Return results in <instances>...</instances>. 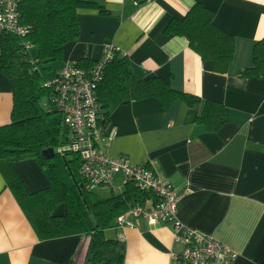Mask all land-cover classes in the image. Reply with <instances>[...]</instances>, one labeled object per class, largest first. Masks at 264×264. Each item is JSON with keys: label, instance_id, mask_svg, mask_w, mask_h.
<instances>
[{"label": "crops", "instance_id": "obj_1", "mask_svg": "<svg viewBox=\"0 0 264 264\" xmlns=\"http://www.w3.org/2000/svg\"><path fill=\"white\" fill-rule=\"evenodd\" d=\"M98 1L110 13L78 8L79 35L64 44L62 58L51 62L44 76L52 77L67 60L98 59L110 42L127 55L137 78L158 76L174 89L221 102L229 119L219 130L208 131L195 121L202 103L177 100L164 108L157 97L128 99L109 108L112 130L101 144L107 155L152 165L178 191L186 189L178 219L234 249V264H264V77L238 74L252 65L253 45L264 38V0ZM196 2L211 9L214 24L234 37L233 58L224 73L202 59L185 36L165 32L172 18H182ZM12 106L11 82L0 68V125L11 121ZM14 169L29 192L50 184L34 159L16 161ZM124 187L118 177L113 186L91 191L106 198ZM54 212L64 213L65 205ZM130 218L133 226L104 230L105 237L123 243V264H183L170 255L181 248L170 223ZM88 243L82 234L39 239L0 173V264H64L69 259L83 264Z\"/></svg>", "mask_w": 264, "mask_h": 264}, {"label": "trees", "instance_id": "obj_2", "mask_svg": "<svg viewBox=\"0 0 264 264\" xmlns=\"http://www.w3.org/2000/svg\"><path fill=\"white\" fill-rule=\"evenodd\" d=\"M18 7L26 34L0 33V68L10 79L13 94L11 121L0 125V173L5 186L39 239L87 235L89 243L83 264H123V243L105 237L104 230L115 226L117 216L133 204L155 203L157 196L131 181L125 183L122 192L106 198H97L85 187L77 157L58 150L67 144L69 129L61 111L47 102L52 90L45 84L47 78L39 67L42 64L49 69L51 62L62 58L64 44L78 37V8H96L100 14L110 12L98 0H19ZM213 19L214 12L196 2L182 18H172L165 32L185 36L202 59L211 60L213 69L224 73L233 58L234 37L216 26ZM23 42H29L30 46ZM93 62L86 58L77 60L83 66ZM238 74L264 77V38L253 45L252 65ZM95 90L105 125L109 124V108L128 99L147 97H157L164 108L177 100L189 106L202 103L195 121L208 131L219 130L229 119L228 109L219 101L202 100L195 94L174 89L158 76L137 78L127 55L119 52L105 66ZM50 149L53 155H47ZM24 159L38 163L49 180L48 186L33 192L26 189L14 169V163ZM61 203L65 212L57 214L54 210ZM64 264L77 263L69 259Z\"/></svg>", "mask_w": 264, "mask_h": 264}, {"label": "built area", "instance_id": "obj_3", "mask_svg": "<svg viewBox=\"0 0 264 264\" xmlns=\"http://www.w3.org/2000/svg\"><path fill=\"white\" fill-rule=\"evenodd\" d=\"M19 0H0V33L24 36L26 26L19 19ZM29 47V42H23ZM119 52L112 43H107L103 54L92 64L83 66L77 60H67L45 84L52 90L51 105L63 114L69 129L68 142L58 150L69 152L79 160L78 171L87 189L98 186H113L116 178L123 183L131 181L139 189L152 191L157 201L150 206L133 204L115 219V225L133 226L130 218L143 216L149 223L159 221L171 224L173 240L179 250H172V259L183 264H234L238 253L210 234L184 225L177 217L182 194L171 180L158 173L149 164L133 163L126 155L109 156L101 142L109 137L111 125L103 122L97 101L96 84L104 68ZM107 131V134H105Z\"/></svg>", "mask_w": 264, "mask_h": 264}, {"label": "rangeland", "instance_id": "obj_4", "mask_svg": "<svg viewBox=\"0 0 264 264\" xmlns=\"http://www.w3.org/2000/svg\"><path fill=\"white\" fill-rule=\"evenodd\" d=\"M39 67L41 68L42 70V74H44L45 76L48 74V71L51 70V68L47 69V68H44V66L42 64L39 65ZM73 155V154H71Z\"/></svg>", "mask_w": 264, "mask_h": 264}, {"label": "water", "instance_id": "obj_5", "mask_svg": "<svg viewBox=\"0 0 264 264\" xmlns=\"http://www.w3.org/2000/svg\"><path fill=\"white\" fill-rule=\"evenodd\" d=\"M46 150H43L42 153L45 154ZM53 149H50V154H47V155H53Z\"/></svg>", "mask_w": 264, "mask_h": 264}]
</instances>
